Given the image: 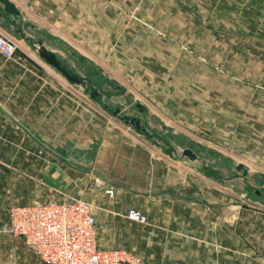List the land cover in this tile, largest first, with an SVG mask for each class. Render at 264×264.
I'll use <instances>...</instances> for the list:
<instances>
[{
	"label": "rangeland",
	"instance_id": "374dc122",
	"mask_svg": "<svg viewBox=\"0 0 264 264\" xmlns=\"http://www.w3.org/2000/svg\"><path fill=\"white\" fill-rule=\"evenodd\" d=\"M79 2L75 45L80 54L62 45L63 60L66 65L73 62L71 68L81 80L90 77L93 82L89 92L95 96L97 134L102 127L110 128L121 139L135 142L141 154L159 156L165 167H175L181 177L185 174L197 192L188 199L237 204L264 214L262 4L250 0ZM79 84L83 92L84 84ZM185 149L196 159L185 156ZM240 163L247 166L246 174L237 169ZM100 196L102 202L115 195ZM103 220L97 221L96 234L104 229ZM149 223H132V231L149 235ZM1 231L11 235L5 227ZM200 239L181 234L156 245H132L147 262L203 264V256L188 257L189 251L203 252ZM96 243L109 248L98 238ZM261 252L262 248L256 251ZM214 260L205 262L216 264ZM228 262L243 264V260Z\"/></svg>",
	"mask_w": 264,
	"mask_h": 264
},
{
	"label": "crops",
	"instance_id": "0c3cea01",
	"mask_svg": "<svg viewBox=\"0 0 264 264\" xmlns=\"http://www.w3.org/2000/svg\"><path fill=\"white\" fill-rule=\"evenodd\" d=\"M8 1L17 14L6 12L0 3V33L16 44L17 52L8 60L0 55V264H44L21 238L2 234L11 206L76 199L95 204L96 224L104 218L97 238L106 247L132 250L143 258L133 243L156 245L168 237L195 235L203 241V252L189 251L191 259L264 264V253H256L264 250L263 213L188 199L197 192L185 174L165 167L159 156L141 154L135 142L110 128L102 127L97 134L95 96L89 92L93 82L90 77L81 80L71 68L73 62L66 65L63 60L62 45L80 54L75 45L79 0ZM250 1L264 8V0ZM39 48L53 54L77 81L49 65ZM96 176L114 187V198L100 202L104 194L94 187ZM128 208L147 215L149 235L132 231L136 222L126 218Z\"/></svg>",
	"mask_w": 264,
	"mask_h": 264
},
{
	"label": "built area",
	"instance_id": "2783aa9c",
	"mask_svg": "<svg viewBox=\"0 0 264 264\" xmlns=\"http://www.w3.org/2000/svg\"><path fill=\"white\" fill-rule=\"evenodd\" d=\"M16 44L0 33V55L11 59ZM94 187L108 197L115 189L102 177L93 179ZM5 229L33 248L44 264H156L123 248H99L96 243V217L93 205L83 199L13 205ZM129 221L148 222L142 211L128 208Z\"/></svg>",
	"mask_w": 264,
	"mask_h": 264
},
{
	"label": "water",
	"instance_id": "95a60500",
	"mask_svg": "<svg viewBox=\"0 0 264 264\" xmlns=\"http://www.w3.org/2000/svg\"><path fill=\"white\" fill-rule=\"evenodd\" d=\"M0 3H3L6 12L11 14H17V11L15 10L14 6L9 3L8 0H0ZM38 53L49 65L60 71L64 75V77L67 78L69 81H77V79L71 77V75H69V73L60 66L59 62L56 60L53 54L44 52L40 48L38 49ZM140 108L142 107L140 106ZM183 154L189 157L191 160L196 159V155L190 149H185L183 151ZM237 169H242L243 174H246L248 170L247 166L243 163L237 165Z\"/></svg>",
	"mask_w": 264,
	"mask_h": 264
},
{
	"label": "flooded vegetation",
	"instance_id": "af4514ba",
	"mask_svg": "<svg viewBox=\"0 0 264 264\" xmlns=\"http://www.w3.org/2000/svg\"><path fill=\"white\" fill-rule=\"evenodd\" d=\"M135 125H138V123L136 122Z\"/></svg>",
	"mask_w": 264,
	"mask_h": 264
},
{
	"label": "bare ground",
	"instance_id": "6f19581e",
	"mask_svg": "<svg viewBox=\"0 0 264 264\" xmlns=\"http://www.w3.org/2000/svg\"><path fill=\"white\" fill-rule=\"evenodd\" d=\"M169 154V153H168Z\"/></svg>",
	"mask_w": 264,
	"mask_h": 264
}]
</instances>
